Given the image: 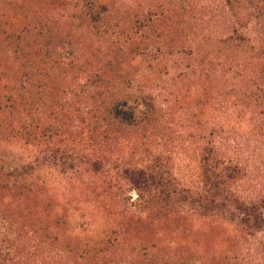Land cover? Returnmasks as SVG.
Segmentation results:
<instances>
[{"label":"trees","instance_id":"16d2710c","mask_svg":"<svg viewBox=\"0 0 264 264\" xmlns=\"http://www.w3.org/2000/svg\"><path fill=\"white\" fill-rule=\"evenodd\" d=\"M84 10L82 34L39 26L67 31L54 55L71 64H38V126L12 127L32 162L0 166V264H264V0ZM43 170L93 177L94 241L72 235Z\"/></svg>","mask_w":264,"mask_h":264},{"label":"rangeland","instance_id":"374dc122","mask_svg":"<svg viewBox=\"0 0 264 264\" xmlns=\"http://www.w3.org/2000/svg\"><path fill=\"white\" fill-rule=\"evenodd\" d=\"M118 1L125 6L142 7L149 4L158 7L163 2L169 1L170 9L175 10L176 15L173 17L177 18L181 13L184 0ZM86 2L87 0H0V166L6 167L17 163L22 158L28 164L32 162L23 138L12 134L14 133L12 127L16 129L18 124L24 126L29 124L30 132H34L33 128L38 126V64H43L47 70L61 73L64 72L63 70L69 71L70 69L69 59L66 58L67 61L63 62L62 58L65 59V55L62 54L63 56L60 57L54 55L62 52L60 51L62 50L60 40L63 44L67 43V38H65L67 31L52 29L47 33L46 29L44 30L43 27L39 29V26L47 22L56 23L58 18L63 16L68 26H79L80 34H82L85 27L84 6ZM51 7L55 12L50 9ZM158 13H161V10H158ZM50 34L57 40H54L53 46L44 45L39 57L38 42H42L43 36ZM41 47L40 45L39 48ZM79 56L80 54L77 58ZM94 60L100 61V57L97 56ZM79 61L81 64H89L85 56L80 57ZM61 63L65 65L61 67ZM88 70V67L82 68L80 74ZM68 78L71 82V78ZM62 79L61 76L57 77L58 81ZM93 82V80L89 82L90 85ZM18 94L24 96V99L19 98L18 100ZM79 98L81 95H78L77 99L69 100L68 112L70 114L84 107V103H80ZM170 145L173 146V143ZM36 173L47 182L50 193L59 203L56 209L57 214L66 216L72 235L87 242L94 241L95 233L102 229V222L95 208L97 203L85 191L88 182L90 183L93 177L72 173L60 174L49 170ZM117 192L114 190V193ZM132 198L135 199L134 194ZM168 242L169 240H166L165 244Z\"/></svg>","mask_w":264,"mask_h":264}]
</instances>
